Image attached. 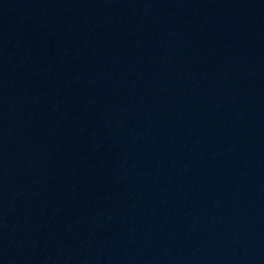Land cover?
<instances>
[{
  "label": "water",
  "instance_id": "water-1",
  "mask_svg": "<svg viewBox=\"0 0 264 264\" xmlns=\"http://www.w3.org/2000/svg\"><path fill=\"white\" fill-rule=\"evenodd\" d=\"M0 264H264V0H0Z\"/></svg>",
  "mask_w": 264,
  "mask_h": 264
}]
</instances>
